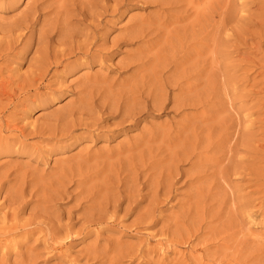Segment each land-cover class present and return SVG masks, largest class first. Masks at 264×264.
I'll return each mask as SVG.
<instances>
[{"label":"rangeland","instance_id":"obj_1","mask_svg":"<svg viewBox=\"0 0 264 264\" xmlns=\"http://www.w3.org/2000/svg\"><path fill=\"white\" fill-rule=\"evenodd\" d=\"M0 264H264V0H0Z\"/></svg>","mask_w":264,"mask_h":264},{"label":"bare ground","instance_id":"obj_2","mask_svg":"<svg viewBox=\"0 0 264 264\" xmlns=\"http://www.w3.org/2000/svg\"><path fill=\"white\" fill-rule=\"evenodd\" d=\"M136 33V32H135ZM140 33V32H139ZM139 33H137L136 35H138ZM141 34V33H140ZM142 34H143V32H142ZM135 35V36H136ZM154 106V105H153ZM157 106V105H156ZM155 106V109H157V107ZM125 113H131L130 111H128V112H125ZM134 115V114H133ZM128 116H130V115H128ZM126 117H127V114H126ZM134 117V116H133ZM133 117H132V115H131V117L130 118H132L133 119ZM129 118V117H128ZM134 121V120H133Z\"/></svg>","mask_w":264,"mask_h":264}]
</instances>
